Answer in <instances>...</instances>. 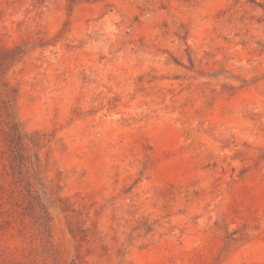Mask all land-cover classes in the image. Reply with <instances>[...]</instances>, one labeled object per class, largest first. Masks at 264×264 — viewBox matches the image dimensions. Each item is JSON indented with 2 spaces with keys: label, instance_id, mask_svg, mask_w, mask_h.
Returning a JSON list of instances; mask_svg holds the SVG:
<instances>
[{
  "label": "rangeland",
  "instance_id": "obj_1",
  "mask_svg": "<svg viewBox=\"0 0 264 264\" xmlns=\"http://www.w3.org/2000/svg\"><path fill=\"white\" fill-rule=\"evenodd\" d=\"M0 264H264V0H0Z\"/></svg>",
  "mask_w": 264,
  "mask_h": 264
},
{
  "label": "trees",
  "instance_id": "obj_2",
  "mask_svg": "<svg viewBox=\"0 0 264 264\" xmlns=\"http://www.w3.org/2000/svg\"><path fill=\"white\" fill-rule=\"evenodd\" d=\"M8 146L11 152H13V158L22 165L23 162H25L26 157L24 153L22 138L18 131L14 130L11 134H8ZM27 163L30 162L27 160Z\"/></svg>",
  "mask_w": 264,
  "mask_h": 264
}]
</instances>
